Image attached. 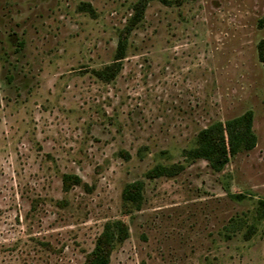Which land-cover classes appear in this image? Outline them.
I'll return each mask as SVG.
<instances>
[{
  "label": "rangeland",
  "instance_id": "rangeland-1",
  "mask_svg": "<svg viewBox=\"0 0 264 264\" xmlns=\"http://www.w3.org/2000/svg\"><path fill=\"white\" fill-rule=\"evenodd\" d=\"M140 1L0 0V264H85L114 221L109 264H264V0ZM249 111L254 149L187 157Z\"/></svg>",
  "mask_w": 264,
  "mask_h": 264
},
{
  "label": "trees",
  "instance_id": "trees-1",
  "mask_svg": "<svg viewBox=\"0 0 264 264\" xmlns=\"http://www.w3.org/2000/svg\"><path fill=\"white\" fill-rule=\"evenodd\" d=\"M148 1L141 0L136 6V12L131 20V24H135L143 16ZM260 26L264 27V18L261 20ZM125 49L126 41L122 39L119 42L116 61L123 59ZM120 70L121 64L113 63L100 71L99 76L108 81L114 79ZM253 122V113L249 111L240 117L226 122H217L209 126L199 133L196 147L186 152L187 157L191 159H203L209 162L214 171H222L229 163L231 157L241 151H250L256 147L257 137L253 130ZM183 169V166H157L148 175L149 178L172 177ZM144 185L143 181L128 184L123 193L124 202L139 208L143 200ZM261 207V216H264V202H261ZM253 232L254 228L251 226L245 237L249 239ZM128 236L129 231L125 222L114 221L107 223L96 242L95 248L88 255L85 264H109L116 244L125 241Z\"/></svg>",
  "mask_w": 264,
  "mask_h": 264
}]
</instances>
